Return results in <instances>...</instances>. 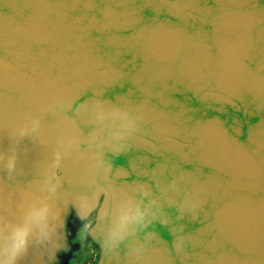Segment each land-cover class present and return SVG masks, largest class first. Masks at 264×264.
Masks as SVG:
<instances>
[{
	"label": "water",
	"instance_id": "95a60500",
	"mask_svg": "<svg viewBox=\"0 0 264 264\" xmlns=\"http://www.w3.org/2000/svg\"><path fill=\"white\" fill-rule=\"evenodd\" d=\"M71 210L95 264H264V0H0V264Z\"/></svg>",
	"mask_w": 264,
	"mask_h": 264
},
{
	"label": "rangeland",
	"instance_id": "374dc122",
	"mask_svg": "<svg viewBox=\"0 0 264 264\" xmlns=\"http://www.w3.org/2000/svg\"><path fill=\"white\" fill-rule=\"evenodd\" d=\"M94 218V211L82 218H77L75 212L71 210L63 228L67 248L57 250L55 260L51 264H95L97 262L99 248L87 234Z\"/></svg>",
	"mask_w": 264,
	"mask_h": 264
},
{
	"label": "clouds",
	"instance_id": "9594fccd",
	"mask_svg": "<svg viewBox=\"0 0 264 264\" xmlns=\"http://www.w3.org/2000/svg\"><path fill=\"white\" fill-rule=\"evenodd\" d=\"M24 247H25V239H24V235L21 234L19 238L13 244L12 257H14L17 254V252L23 249Z\"/></svg>",
	"mask_w": 264,
	"mask_h": 264
}]
</instances>
